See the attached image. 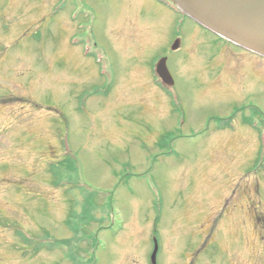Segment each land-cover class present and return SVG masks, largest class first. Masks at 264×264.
Returning <instances> with one entry per match:
<instances>
[{"label": "rangeland", "instance_id": "1", "mask_svg": "<svg viewBox=\"0 0 264 264\" xmlns=\"http://www.w3.org/2000/svg\"><path fill=\"white\" fill-rule=\"evenodd\" d=\"M235 51L171 0H0V264H69L85 204L88 264H264V61Z\"/></svg>", "mask_w": 264, "mask_h": 264}, {"label": "water", "instance_id": "2", "mask_svg": "<svg viewBox=\"0 0 264 264\" xmlns=\"http://www.w3.org/2000/svg\"><path fill=\"white\" fill-rule=\"evenodd\" d=\"M178 7L207 28L228 40L264 56V0H176ZM180 39L172 45L178 48ZM157 73L169 86L173 77L167 57L159 59ZM155 244L152 261L156 264Z\"/></svg>", "mask_w": 264, "mask_h": 264}, {"label": "flooded vegetation", "instance_id": "3", "mask_svg": "<svg viewBox=\"0 0 264 264\" xmlns=\"http://www.w3.org/2000/svg\"><path fill=\"white\" fill-rule=\"evenodd\" d=\"M229 49L231 48L232 51L234 53H236L235 50H237L238 52H241L240 56H245L246 59H249L251 60V63L255 62V61H259L260 60H263L264 61V58L256 55V54H252V53H248L247 51H243V49H239L238 47H236L235 45H229L228 46ZM240 56L236 59H234V62L236 63L237 61L240 60ZM221 65V67L223 68V64L218 61ZM251 63L247 62V61H241V65L243 67H247L249 68L248 65H250ZM155 75V79L151 78L150 77V80H151V85L152 87H148L150 89H157L158 92H155L153 93L152 95L149 96V98L153 101V102H148L150 107H157L155 112H151V113H148L150 115H159L157 112H159L161 115L164 114L163 112V108L162 106L160 105V101L163 100L165 101L166 103V106H167V110L165 113H167L169 116L172 115L173 113V109H172V104H177V95L174 93V90H175V83H176V80L174 79V85L172 87H168L164 84V82L159 78V76L154 73ZM147 85H149V83H146ZM161 96V98L159 97ZM168 105H169V108H168ZM144 106V105H143ZM256 118V117H255ZM242 123V124H241ZM240 124H236L235 126H230L229 128H226L225 130H219L217 132V134H215L214 137L218 136L219 134H224V133H228V135H231V136H237L240 132V127L241 125L242 126H246L247 127V133L249 135V128L252 127L254 130H256L257 132H255L257 134V137L259 136V124H260V119H249V120H246V121H242Z\"/></svg>", "mask_w": 264, "mask_h": 264}, {"label": "trees", "instance_id": "4", "mask_svg": "<svg viewBox=\"0 0 264 264\" xmlns=\"http://www.w3.org/2000/svg\"><path fill=\"white\" fill-rule=\"evenodd\" d=\"M91 209H92V207L89 206L88 204L84 205L83 211H82V218H79L77 224L70 225L71 229L74 232L73 237L69 238V239L62 240L63 244H65L66 246H69V247H72V246L78 247L79 246V249H81L80 243H81V239L83 240L82 235H84L86 233L85 231H82V226H83V228H85L84 225L88 224V221L90 219L94 218L92 213H91ZM86 210L89 211V216L85 215ZM17 234H19V236L21 237V240L23 242L28 243L31 246V249L33 252H37L41 248L47 247V244L42 242V239L40 237L28 236L19 229H17ZM43 237H44V239L50 237V233L45 230ZM17 247L20 248L19 245ZM71 253H73V252H71ZM82 263L83 262L77 258V254H74V259H73L72 264H82ZM84 263H86V262H84Z\"/></svg>", "mask_w": 264, "mask_h": 264}]
</instances>
